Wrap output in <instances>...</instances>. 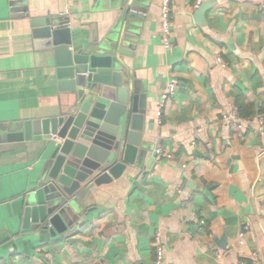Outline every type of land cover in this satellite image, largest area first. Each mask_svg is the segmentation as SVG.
<instances>
[{"label": "crops", "instance_id": "1", "mask_svg": "<svg viewBox=\"0 0 264 264\" xmlns=\"http://www.w3.org/2000/svg\"><path fill=\"white\" fill-rule=\"evenodd\" d=\"M162 2L147 1L121 28L145 156L80 197L66 232L53 236L26 228L24 212L60 139L0 145V264H157V233L160 264H264V0H172L171 49ZM122 18L120 0H0V135L69 113L33 19L67 23L79 49L103 42Z\"/></svg>", "mask_w": 264, "mask_h": 264}, {"label": "water", "instance_id": "2", "mask_svg": "<svg viewBox=\"0 0 264 264\" xmlns=\"http://www.w3.org/2000/svg\"><path fill=\"white\" fill-rule=\"evenodd\" d=\"M147 1L152 0H120L123 18L118 29L103 42L92 41L79 49H73L67 23L32 20L37 47L53 54L58 88L67 95L70 109L63 117L25 122L11 135H0V145L52 135L61 141L47 173L27 197L26 228L33 223L41 229L50 227L53 236L63 234L67 218L78 213L80 197L119 178L138 154L140 159L145 156V115L138 88L123 67L127 53L121 28L132 27ZM206 11L203 5L196 16L202 18Z\"/></svg>", "mask_w": 264, "mask_h": 264}, {"label": "built area", "instance_id": "3", "mask_svg": "<svg viewBox=\"0 0 264 264\" xmlns=\"http://www.w3.org/2000/svg\"><path fill=\"white\" fill-rule=\"evenodd\" d=\"M201 1L197 3V7L199 6ZM172 0H163L161 7V37L163 41V45L166 49H171L172 47ZM220 63L223 62L220 58L218 59ZM177 90L176 82L169 83L167 88L162 96V101L160 105V110L158 113V117L162 116V111L169 100L170 97H173ZM223 119L226 121H230V117L228 115H223ZM252 120V119H251ZM234 122H241V119L237 116L233 119ZM259 124L264 127V117L260 118ZM168 158H172L168 156ZM204 226V223H202ZM203 228V227H202ZM246 231H248V227H245L243 231L240 233V241L242 242L245 238ZM155 247H156V261L157 264H160L163 260V245L161 241L160 233H157L155 236ZM221 257V256H220Z\"/></svg>", "mask_w": 264, "mask_h": 264}]
</instances>
